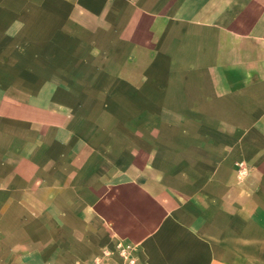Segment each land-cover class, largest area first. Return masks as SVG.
Here are the masks:
<instances>
[{"label":"crops","instance_id":"1","mask_svg":"<svg viewBox=\"0 0 264 264\" xmlns=\"http://www.w3.org/2000/svg\"><path fill=\"white\" fill-rule=\"evenodd\" d=\"M120 243L264 264V0H0V264Z\"/></svg>","mask_w":264,"mask_h":264},{"label":"built area","instance_id":"2","mask_svg":"<svg viewBox=\"0 0 264 264\" xmlns=\"http://www.w3.org/2000/svg\"><path fill=\"white\" fill-rule=\"evenodd\" d=\"M238 173L241 178L245 177L248 174V166L244 162H238ZM118 253L122 259L120 264H137V258L134 254V247L129 244L120 243L118 246ZM111 255L110 252L107 253ZM110 264H119V263H110Z\"/></svg>","mask_w":264,"mask_h":264},{"label":"rangeland","instance_id":"3","mask_svg":"<svg viewBox=\"0 0 264 264\" xmlns=\"http://www.w3.org/2000/svg\"><path fill=\"white\" fill-rule=\"evenodd\" d=\"M107 115H111V114H107ZM117 120H120V121H123L127 118L128 114L127 113H115V114H112ZM249 171V170H248Z\"/></svg>","mask_w":264,"mask_h":264}]
</instances>
